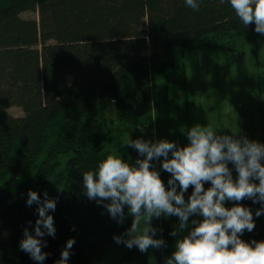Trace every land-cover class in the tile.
<instances>
[{
    "label": "trees",
    "instance_id": "obj_1",
    "mask_svg": "<svg viewBox=\"0 0 264 264\" xmlns=\"http://www.w3.org/2000/svg\"><path fill=\"white\" fill-rule=\"evenodd\" d=\"M199 4L195 11L184 0H0V264H37L19 248L23 230L32 232L29 222L38 218L36 205L26 206L29 190L57 201L49 213L55 238H44L43 264H55L68 239L75 244L67 264H165L171 257L177 217L153 220V238L163 239V247L119 253L113 236L132 219L117 224L90 201L82 173L110 154L129 163L143 159L121 140L106 145L113 132L104 131L100 101L112 102L115 123L142 129L159 102L153 79L175 69L176 50L234 52L238 38L260 35L254 23L243 26L228 0ZM25 12L36 13L37 20L23 19ZM11 107L23 115L13 117ZM256 141L264 144V137ZM153 164L167 187L171 176L160 160ZM228 166L235 180L238 174ZM192 190L185 192L186 202ZM239 204L252 211L255 223L240 238L264 241V213L255 216L260 203Z\"/></svg>",
    "mask_w": 264,
    "mask_h": 264
},
{
    "label": "clouds",
    "instance_id": "obj_2",
    "mask_svg": "<svg viewBox=\"0 0 264 264\" xmlns=\"http://www.w3.org/2000/svg\"><path fill=\"white\" fill-rule=\"evenodd\" d=\"M184 2L195 11L200 8L199 0ZM228 3L244 27L254 23L255 32L264 36V0ZM238 132L226 135L197 124L187 129L189 143L183 147L163 139L149 142L128 137L124 145L143 159L129 163L110 154L95 170L84 171L87 198L105 208L117 224L127 217L132 219L124 233L113 236L114 242L128 249L136 247L141 253L159 249L165 242L153 238L157 234L153 220L162 215L175 216L179 224L170 235L179 238L165 264H264V241L245 242L240 238L245 230L252 232L255 223L252 211L239 204L250 199L261 205L255 216L264 213V144ZM157 160L171 176L167 187L154 167ZM229 164L238 174L235 180ZM209 182L210 187L205 189L204 184ZM190 186L193 190L186 202L184 194ZM226 202L236 203L229 208ZM34 204L38 218L34 225L29 222L32 232L23 230L19 248L37 264H43L48 256L42 251L47 247L44 238H55L54 218L49 213L55 211L57 201L47 192L41 199L37 192L29 190L26 206ZM190 217L198 218L190 221ZM74 244V239L66 241L55 264H67Z\"/></svg>",
    "mask_w": 264,
    "mask_h": 264
},
{
    "label": "rangeland",
    "instance_id": "obj_3",
    "mask_svg": "<svg viewBox=\"0 0 264 264\" xmlns=\"http://www.w3.org/2000/svg\"><path fill=\"white\" fill-rule=\"evenodd\" d=\"M21 17L38 18L32 12ZM175 57V69L153 79L154 100L159 102L152 109L151 122L142 129L115 123L112 102L100 101V115L107 121L104 131L113 132L106 145L114 146L115 140L125 144L130 137L149 142L163 139L183 147L189 143L187 129L197 124L226 135L239 130L249 140L264 137V36L238 38L234 52L204 47L176 50ZM8 112L13 117L23 115L18 107ZM117 247L119 253L127 249L123 244Z\"/></svg>",
    "mask_w": 264,
    "mask_h": 264
}]
</instances>
